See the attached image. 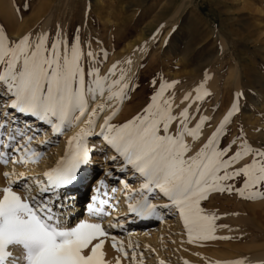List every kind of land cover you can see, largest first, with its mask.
<instances>
[{
    "label": "snow or ice",
    "instance_id": "obj_1",
    "mask_svg": "<svg viewBox=\"0 0 264 264\" xmlns=\"http://www.w3.org/2000/svg\"><path fill=\"white\" fill-rule=\"evenodd\" d=\"M109 59L80 28L13 37L0 25V264H145L121 238L127 225L175 216L203 247L231 239L216 235L214 194L264 199V143L237 124L242 94L220 113L205 108L206 83L177 98L179 81L153 77L127 114L143 85L131 58ZM63 137V153L34 172Z\"/></svg>",
    "mask_w": 264,
    "mask_h": 264
},
{
    "label": "rangeland",
    "instance_id": "obj_2",
    "mask_svg": "<svg viewBox=\"0 0 264 264\" xmlns=\"http://www.w3.org/2000/svg\"><path fill=\"white\" fill-rule=\"evenodd\" d=\"M47 19L46 29L56 24L68 31L80 28L83 37L99 40L109 51V64L149 44L138 73L144 93L131 104L128 114L139 108L148 91L147 81L153 77L169 82L184 80V87L188 85L187 78L194 79L195 86L206 81L213 91L205 108L224 113L236 94H242L237 124L252 142L264 143V0H0V25L13 37L38 30ZM206 74L210 79H205ZM53 148L47 157L54 154ZM116 196L119 198L120 193ZM257 206L263 208L264 199L247 201L226 194H214L207 205L220 217L219 226L230 223L234 229L244 227L224 218L225 212L241 220L243 216L248 219L247 228L239 236L235 234L227 239L231 248L262 246L264 251V231L254 229L259 220H264V215L251 211ZM80 209L79 215H85L83 197ZM176 218L166 216L164 222H138L143 225L141 230L151 236L158 235L154 243L146 246L136 242L137 253L144 252L145 264H154L151 259L155 251L169 253L164 258L166 264L181 262L174 259V241L183 246L187 243L183 226L177 225ZM126 227L133 229L130 225ZM250 236L256 240L251 242ZM218 240L209 241L203 247L193 245V248L209 254H229L223 248L212 246Z\"/></svg>",
    "mask_w": 264,
    "mask_h": 264
},
{
    "label": "bare ground",
    "instance_id": "obj_3",
    "mask_svg": "<svg viewBox=\"0 0 264 264\" xmlns=\"http://www.w3.org/2000/svg\"><path fill=\"white\" fill-rule=\"evenodd\" d=\"M48 22H49V19H47L45 25L43 26L45 29L47 28ZM148 48H149V44H146V45L141 46L140 48H138V50H136V51H132V52L130 51L127 54H125L124 56H122V57L120 56V58H116L114 61L131 58L134 61V64L132 66V71L138 74L139 71H140V67L143 64L142 62H144V60H145L144 58H145V55L147 53ZM114 49L115 48H113V50ZM111 50H112V48H111ZM118 55H120V54H118ZM143 70L145 71V69H143ZM187 79H185V80L188 82V85H187L188 87L187 86L184 87L182 85V83L185 82L184 80L179 81L177 79H175V80L171 79L172 81H179V83L176 84V86H175V92L176 93L182 91L183 89L184 90L186 89V91H184L183 93L178 94L177 98H180L181 96H183V95H185V94H187L189 92H193L194 93L195 89L198 87V86H195L196 83H194V79H192V80H187ZM171 80H170V82H171ZM204 83H206V81H203V83H200V84H204ZM141 84H142V82H141ZM206 84H207L208 90L210 92H212L213 89H212L211 85L209 83H206ZM236 88L238 89V87H235V89ZM142 89L143 88H141L140 93H144L143 92L144 90H142ZM138 105L139 104H137V106ZM134 107H135V105H134ZM208 109L212 110L210 108H208ZM130 110H131V104H129L125 108V112L128 114V112ZM70 134L71 133H69V135ZM49 136H50V134L47 137L42 136V137H40V140L42 141L44 139H49L48 138ZM62 139L63 140L61 142V145L56 146L55 148H53L54 151H52V152H54V154H50L48 157L46 155L45 159L41 162L40 167L35 168L34 172L38 173L41 168H43L47 164L53 163L55 161V159H57L63 153L64 148H65V141H66L67 137H63ZM37 143H39V141ZM29 167L31 168L33 166L30 165ZM17 170L18 171H22L20 168H18ZM118 196H119V194H118ZM118 196H116V197L118 198ZM236 198L238 199L239 197H236ZM81 199H82V197H81ZM123 207H124L123 204H121L120 205L121 211L118 214H120V215L123 214ZM252 208H254V207H252ZM245 210H246V208L243 209V211H245ZM81 211L82 210L80 209V205H77L76 214L78 216H80V218H86L87 217V211L85 210V215H83V216L79 215V214H81L80 213ZM251 211H253L255 214H263L264 215V207L262 208L261 206H257V207H255V209H253V210L251 209ZM225 213H226V215L224 216V218H228L229 220H234V223L236 222L237 224H239L241 226L244 225V227L241 228V229H240V227H239V229H234L232 224L229 223L228 225H225V226H222V227H218L217 233H216L217 236L231 237L232 235H235V234L238 235L239 233H241L242 230H245V228H247V223H249V222L246 221L248 219L243 216L244 214L242 215L243 218L241 216V218H242V220H241L239 218H236L235 215L228 216V213L227 212H225ZM243 219H245V220H243ZM175 222L177 223V225L180 224L181 226H183L182 225V221H180L178 217L176 218ZM258 223L255 226L256 228H254V229L255 230L257 229L258 231H264V229H263L264 228V220L262 222L259 220ZM259 225L261 227H263V228H261ZM130 227L133 228V229H131L133 235H131L129 237V236H127L125 234L124 237H121L124 240L126 245L129 242H131V244L133 246H139V244H137L136 242L137 241L138 242L141 241V243H143L144 246H146V244L154 243L156 238H157V236H158V235H155V234H154V236H151V234H149L147 231L145 232L144 230H141V227H143L142 223L138 224V222H137V223H134V224H130ZM237 228H238V226H237ZM160 236L161 235H159V237ZM233 237H235V236H233ZM185 238H186V234H185ZM249 238H250L251 242L252 241L254 242L256 240V239L254 240V236L253 237L250 236ZM174 243H175L174 251H175V254H176V256H174V259H178V260L181 259L180 260L181 262L171 263V264H183V262L185 260L189 261V264H231V262L236 261L238 259H243L245 261V264H264V251H263V247L262 246L261 247H249V248H246V249L239 250V249H236V248H231L232 245H230L231 243L227 239H220L215 244H212V246L213 247L223 248L225 250V252H227L229 254H223V253H220V252H214L213 254H209L208 252H204L203 250L194 249L193 245H190L187 242H186L187 243L186 246H183L182 244L181 245L177 244L176 240L174 241ZM207 244H208V242H206V244L204 246H206ZM232 244H233V242H232ZM234 245H235V243H234ZM139 252H141V251L139 250L138 253ZM115 255L116 254L114 252H110V258L112 256H115ZM165 255L167 256V255H169V253L155 251V255H154L155 257H154V259H151V260H154V264H158V262L160 260H164L165 261V259H164ZM145 263H146V261H145ZM123 264H127V261H124ZM165 264H166V261H165Z\"/></svg>",
    "mask_w": 264,
    "mask_h": 264
}]
</instances>
